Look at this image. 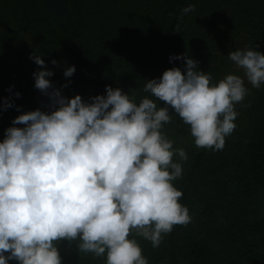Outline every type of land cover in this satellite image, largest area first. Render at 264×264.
<instances>
[{"label":"clouds","instance_id":"obj_1","mask_svg":"<svg viewBox=\"0 0 264 264\" xmlns=\"http://www.w3.org/2000/svg\"><path fill=\"white\" fill-rule=\"evenodd\" d=\"M195 10L188 4L180 18ZM227 56L242 75L218 82L186 53L170 57L183 60V69L146 81L149 96L137 103L107 85L106 95L67 99L34 52L30 60L43 69L33 73L34 87L54 110L18 115L11 123L24 127L7 128L0 142V264H62L61 241H78L79 252L105 264H149L135 237L157 248L191 220L174 184L188 155L163 131L172 113L197 148L222 150L236 128L235 106L249 95L245 81L264 86V54L246 47ZM75 70L68 67L64 77ZM12 106L6 99L4 109Z\"/></svg>","mask_w":264,"mask_h":264},{"label":"rangeland","instance_id":"obj_2","mask_svg":"<svg viewBox=\"0 0 264 264\" xmlns=\"http://www.w3.org/2000/svg\"><path fill=\"white\" fill-rule=\"evenodd\" d=\"M78 1L83 16L79 17L75 27L77 37L65 39L43 8L36 6L31 11L24 0H0V41L10 39L14 43L13 48H0V142L5 138L7 128L24 127L11 123L18 115L37 109L42 112L54 110L48 97L34 87L33 73L43 70L30 60L34 52L42 56L47 70L53 72L49 78L53 87L67 99L79 95L82 101L106 95L107 85L129 93L139 103L149 96L143 91L146 81L159 78L165 70L178 64L179 60L170 62L166 50L162 56V39L151 38L153 30L162 25V8L159 7L160 4L162 7V0ZM148 2L154 4H150L148 10H153L155 17L149 23L152 29L148 28L143 36L142 28L135 33L133 29L137 27L130 24L141 10L147 9ZM188 4L190 2L186 4L185 1L184 6ZM191 4L206 11L207 15L198 24L189 23L183 16L180 34L187 37L196 33L197 36L185 44L192 46L190 50L199 48L201 57L192 59L198 62L201 71L212 74L214 82L227 74L242 75L228 59L229 52L253 47L264 54V16L261 15L264 1L193 0ZM231 15L235 17L232 21ZM184 53L178 52L179 56ZM71 66L76 70L71 77L65 78L63 72ZM245 85L250 89L249 95L236 104V128L226 141L240 139L238 131L246 127L250 118H264V86L254 89L247 81ZM16 93L20 94L19 98ZM6 99L13 106L5 110ZM159 105L165 106L162 101ZM172 117V122L165 125L163 131L174 141V148L179 145L190 147L193 138L189 127L175 113Z\"/></svg>","mask_w":264,"mask_h":264},{"label":"trees","instance_id":"obj_3","mask_svg":"<svg viewBox=\"0 0 264 264\" xmlns=\"http://www.w3.org/2000/svg\"><path fill=\"white\" fill-rule=\"evenodd\" d=\"M24 1L31 11L36 6L45 11L38 0ZM185 1L193 3V0H162V7L159 5L162 25L153 30L151 38L162 39V56L164 50L166 57L179 56L180 50L191 58L201 57L199 48L192 51V46L185 44L194 39L196 33L185 37L180 34V26L177 31V24L182 23L181 10L187 6H184ZM66 2L72 15L71 23H58L52 15L46 14L65 39H75V27L83 12L78 0ZM150 4L146 3L147 9L141 10L130 24L137 27L133 29L135 33L142 28L143 36L155 17L153 10H148ZM166 6L171 8L166 9ZM206 15V11L196 7L195 12L184 17L189 23L198 24ZM261 15L264 16V4ZM229 18L235 19L232 15ZM13 45L10 39L0 41V48L4 50ZM173 67L183 69L184 61L179 60ZM238 133L240 139L225 141L224 148L218 151L197 148L194 142L190 147H177L185 149L188 160L183 163L182 178L174 184L182 192L179 202L189 209L191 220L187 225L174 226L157 248L135 237L149 264H264V118H250ZM77 244L78 241L59 242L62 264H105L103 257L79 252ZM9 264L17 262L9 261Z\"/></svg>","mask_w":264,"mask_h":264},{"label":"water","instance_id":"obj_4","mask_svg":"<svg viewBox=\"0 0 264 264\" xmlns=\"http://www.w3.org/2000/svg\"><path fill=\"white\" fill-rule=\"evenodd\" d=\"M49 15H52L58 23L66 21L71 23L72 15L66 0H38Z\"/></svg>","mask_w":264,"mask_h":264}]
</instances>
